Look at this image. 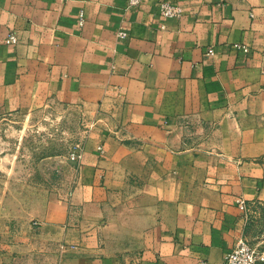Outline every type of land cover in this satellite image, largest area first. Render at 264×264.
<instances>
[{
	"label": "crops",
	"instance_id": "0c3cea01",
	"mask_svg": "<svg viewBox=\"0 0 264 264\" xmlns=\"http://www.w3.org/2000/svg\"><path fill=\"white\" fill-rule=\"evenodd\" d=\"M127 1L0 0V110L85 126L0 264H222L264 204V0Z\"/></svg>",
	"mask_w": 264,
	"mask_h": 264
},
{
	"label": "rangeland",
	"instance_id": "374dc122",
	"mask_svg": "<svg viewBox=\"0 0 264 264\" xmlns=\"http://www.w3.org/2000/svg\"><path fill=\"white\" fill-rule=\"evenodd\" d=\"M84 131L82 115L66 105L0 110V252L14 234L3 232L4 223L15 220L23 204H34L51 188L57 192L55 186L68 169V156L79 148ZM241 235L264 250V204L249 208Z\"/></svg>",
	"mask_w": 264,
	"mask_h": 264
},
{
	"label": "built area",
	"instance_id": "2783aa9c",
	"mask_svg": "<svg viewBox=\"0 0 264 264\" xmlns=\"http://www.w3.org/2000/svg\"><path fill=\"white\" fill-rule=\"evenodd\" d=\"M140 0H128L127 4L136 5ZM158 12L162 17H179L183 13L182 6L172 0H159ZM83 23V14L79 13V25ZM116 36L124 38L127 36L125 30H118ZM6 40L8 42H16V36L14 33H8ZM238 48L243 51H247L248 47L245 44H236ZM209 54H213L212 49L208 50ZM91 126V124L89 125ZM97 150L102 152V145H97ZM82 152L80 149L71 152L68 159L73 162H78L81 158ZM70 194V191L68 192ZM239 205L243 207V200L237 199ZM222 264H264V250H258L256 247L248 243L242 236L238 237L233 244L232 248L226 252L223 256Z\"/></svg>",
	"mask_w": 264,
	"mask_h": 264
}]
</instances>
